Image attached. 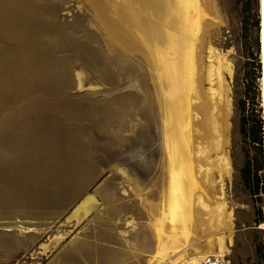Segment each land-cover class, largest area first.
<instances>
[{
  "label": "rangeland",
  "instance_id": "1",
  "mask_svg": "<svg viewBox=\"0 0 264 264\" xmlns=\"http://www.w3.org/2000/svg\"><path fill=\"white\" fill-rule=\"evenodd\" d=\"M208 4L203 65L223 56L229 102L230 169L214 180L232 229L215 236L222 264H264L261 4ZM93 8L0 0V264H178L155 257L150 223L166 175L150 64Z\"/></svg>",
  "mask_w": 264,
  "mask_h": 264
},
{
  "label": "bare ground",
  "instance_id": "2",
  "mask_svg": "<svg viewBox=\"0 0 264 264\" xmlns=\"http://www.w3.org/2000/svg\"><path fill=\"white\" fill-rule=\"evenodd\" d=\"M90 1L107 36L138 45L150 64L166 174L160 201L149 210L155 257L175 253L178 264H197L206 255H225L227 247L215 234L220 227L232 229V217L215 195L214 173L230 169L224 150L229 102L223 56L216 52L217 64L207 70L203 65L209 0ZM206 76L209 89L203 86ZM92 205L87 198L78 212Z\"/></svg>",
  "mask_w": 264,
  "mask_h": 264
},
{
  "label": "built area",
  "instance_id": "3",
  "mask_svg": "<svg viewBox=\"0 0 264 264\" xmlns=\"http://www.w3.org/2000/svg\"><path fill=\"white\" fill-rule=\"evenodd\" d=\"M224 256L220 254H210L201 257L197 264H222Z\"/></svg>",
  "mask_w": 264,
  "mask_h": 264
},
{
  "label": "water",
  "instance_id": "4",
  "mask_svg": "<svg viewBox=\"0 0 264 264\" xmlns=\"http://www.w3.org/2000/svg\"><path fill=\"white\" fill-rule=\"evenodd\" d=\"M261 31H262V35H261V46H262V65H263V78H264V0H262V11H261ZM264 107V106H263Z\"/></svg>",
  "mask_w": 264,
  "mask_h": 264
},
{
  "label": "trees",
  "instance_id": "5",
  "mask_svg": "<svg viewBox=\"0 0 264 264\" xmlns=\"http://www.w3.org/2000/svg\"><path fill=\"white\" fill-rule=\"evenodd\" d=\"M261 141V140H260Z\"/></svg>",
  "mask_w": 264,
  "mask_h": 264
}]
</instances>
